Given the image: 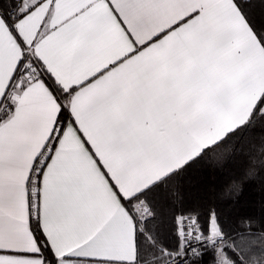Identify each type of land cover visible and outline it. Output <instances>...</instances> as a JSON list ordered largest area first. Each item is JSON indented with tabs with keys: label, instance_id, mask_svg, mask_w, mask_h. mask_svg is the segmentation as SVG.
<instances>
[{
	"label": "snow or ice",
	"instance_id": "snow-or-ice-1",
	"mask_svg": "<svg viewBox=\"0 0 264 264\" xmlns=\"http://www.w3.org/2000/svg\"><path fill=\"white\" fill-rule=\"evenodd\" d=\"M259 5L0 0V264H264V215L184 182L264 180Z\"/></svg>",
	"mask_w": 264,
	"mask_h": 264
},
{
	"label": "trees",
	"instance_id": "trees-1",
	"mask_svg": "<svg viewBox=\"0 0 264 264\" xmlns=\"http://www.w3.org/2000/svg\"><path fill=\"white\" fill-rule=\"evenodd\" d=\"M253 4V11L259 19L262 11L259 0H253ZM245 166L242 158L228 159L217 167L204 163L194 165L184 177L189 204L214 203L230 218L264 215V180H244ZM233 183L241 184L235 203L216 198Z\"/></svg>",
	"mask_w": 264,
	"mask_h": 264
}]
</instances>
